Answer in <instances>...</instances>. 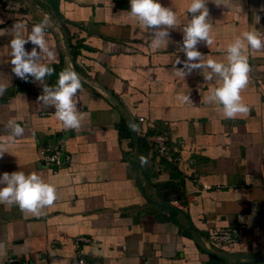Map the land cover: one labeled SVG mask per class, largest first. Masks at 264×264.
I'll return each mask as SVG.
<instances>
[{
	"label": "crops",
	"instance_id": "crops-1",
	"mask_svg": "<svg viewBox=\"0 0 264 264\" xmlns=\"http://www.w3.org/2000/svg\"><path fill=\"white\" fill-rule=\"evenodd\" d=\"M18 1V11L0 6V84L7 86L0 94V143L7 146L0 177L36 172L56 186L57 199L39 216L0 203V264L12 258L72 264L79 236L88 238L80 249L94 264H264V48L246 52L250 72L241 97L249 111L229 119L221 104L208 101L220 86L205 79L210 69L176 74L187 60L183 29L192 19L191 0H159L178 21L157 49L151 30L130 16V0ZM39 7L49 14L45 39L55 50L41 61L55 69L43 81L14 74L10 46L14 25H23L27 38L45 19ZM206 7L213 42L197 45L205 59L227 63L228 45L245 31L264 37V0H207ZM34 47L25 44L29 52ZM67 58L125 113L82 81L75 102L84 119L66 129L55 107L39 98L45 85H56ZM9 121L24 128L22 136L11 135ZM158 131L179 149L178 162L149 145L145 135ZM47 143L65 147L70 163L45 165L38 150ZM235 224L243 227L226 252L261 260L226 261L196 241L198 235L207 249L224 251L207 243L208 232Z\"/></svg>",
	"mask_w": 264,
	"mask_h": 264
},
{
	"label": "clouds",
	"instance_id": "clouds-1",
	"mask_svg": "<svg viewBox=\"0 0 264 264\" xmlns=\"http://www.w3.org/2000/svg\"><path fill=\"white\" fill-rule=\"evenodd\" d=\"M207 0H191L188 12L192 14L190 23L183 29V48L187 60L183 62V68H177L178 76L190 74L195 69H210L203 75L207 81L217 78L216 87L208 101L218 102L223 106V114L226 118H235L238 114H246L249 111L247 105L242 102L241 90L248 84L250 65L246 52L250 47L253 50L264 48V37L254 31H245L227 47V63L214 59H205V56L197 50V45L205 41L212 44V25L208 22L209 11L206 7ZM130 16L136 18L140 24L151 30V47L160 48L169 42V29L174 28L178 18L170 7H164L159 0H130ZM49 19L35 24L30 35L25 38L23 25H14V38L10 41L12 49L11 64L14 74L22 79L28 76L36 81H43L46 76L55 72L47 63H41L45 56L52 58L54 49H50L45 39V29L49 25ZM31 42L34 47L31 52L25 49V44ZM37 48L39 51H37ZM181 61L177 59L176 64ZM222 81V83H220ZM6 85L0 84V94L6 90ZM82 89V81L79 74L69 63L60 73L55 86L43 87V95L39 98L45 105H53L56 109L55 116L63 122L66 129H78L84 119V115L77 110L75 96ZM179 100L187 102L189 96H178ZM11 135L20 137L24 128L14 121H9L8 126ZM7 152L5 143H0V158ZM0 203L8 205L17 204L19 208L36 216L42 214L45 207L53 205L57 199L56 186L45 180L36 172L25 174L16 171L11 174L5 172L0 177ZM243 219V218H242Z\"/></svg>",
	"mask_w": 264,
	"mask_h": 264
},
{
	"label": "built area",
	"instance_id": "built-area-1",
	"mask_svg": "<svg viewBox=\"0 0 264 264\" xmlns=\"http://www.w3.org/2000/svg\"><path fill=\"white\" fill-rule=\"evenodd\" d=\"M0 6L8 10L18 11L22 8V3L18 0H0ZM140 120H143V118L140 117ZM145 136L149 145L159 157L172 163L180 160L179 149L170 148L168 137L165 134L158 131L147 133ZM38 154L40 160L45 165H52L55 167V170L61 168L63 165L69 164L71 161V154L65 147L58 143L42 145L38 150ZM173 202L176 203V201ZM241 227L243 225L235 224L227 227L210 228L207 235V243L215 249L228 251L236 243V238ZM87 241L88 238L85 236H79L75 239L72 264H94L93 261L83 255L80 249L81 243ZM10 262L12 264H26L20 258H12Z\"/></svg>",
	"mask_w": 264,
	"mask_h": 264
},
{
	"label": "water",
	"instance_id": "water-1",
	"mask_svg": "<svg viewBox=\"0 0 264 264\" xmlns=\"http://www.w3.org/2000/svg\"><path fill=\"white\" fill-rule=\"evenodd\" d=\"M31 5H33L31 3ZM40 11L47 17L49 18V14L46 13L45 11H43L40 7H39ZM70 63V60L67 58V65ZM71 64V63H70ZM81 81H84L85 83H89L90 85H92L93 87H95L96 89H98L99 91L105 93L106 95H108L115 103L116 105L123 111V113H125V111L123 110L120 102L113 96L111 95V93H109L108 91H106L105 89H102V87H99L98 85L92 83L90 80L85 79L84 77H81ZM126 116V114H125ZM128 118V116H126ZM131 126L133 127V123H130ZM138 145H136L135 148V157H136V169L137 171L138 169ZM196 237V241L197 243L200 245V247L206 251L207 253L214 255L215 257L224 259L226 261H230V262H234L236 260L240 261V262H249V261H259L261 259H258L256 257V255H241V254H237V253H232V252H226V251H218V250H210L207 249V247L205 246V244L203 243V241H201V239L198 237V235L195 236Z\"/></svg>",
	"mask_w": 264,
	"mask_h": 264
}]
</instances>
